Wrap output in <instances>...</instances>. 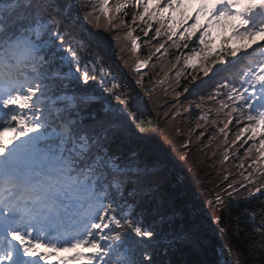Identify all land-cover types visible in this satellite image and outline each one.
Returning <instances> with one entry per match:
<instances>
[{"label":"snow or ice","instance_id":"1","mask_svg":"<svg viewBox=\"0 0 264 264\" xmlns=\"http://www.w3.org/2000/svg\"><path fill=\"white\" fill-rule=\"evenodd\" d=\"M187 3L133 0L139 10L130 19L144 22L145 35L154 22L156 38L163 30L165 43L187 50L174 54L172 67L182 61L200 72L185 81L184 93L201 73L218 78L200 99L218 103L217 112L227 109L220 132L235 120L233 144L245 133L250 141L258 137V147L254 143L245 152L253 169L247 183H230L222 191L229 203L241 190L248 194L240 196L242 202L257 193L264 197V0H198L194 13ZM126 8L119 2L112 7L110 0H0V264H40L38 248L57 243L86 249L72 257L84 264H219L207 257L222 217L209 215L178 175L180 160L146 115L154 88L143 84L141 69L167 51L165 43L137 61L135 90L111 65L105 67L118 39L110 33L125 24L119 14ZM226 18L237 23L214 49L211 29ZM126 35L139 48V37L132 30ZM234 37L248 43L231 47L227 42ZM250 49H259L261 58L247 60L239 79L221 75L250 56ZM207 203L224 210L220 193ZM245 216L260 239L249 255L259 251L264 257V205Z\"/></svg>","mask_w":264,"mask_h":264},{"label":"trees","instance_id":"2","mask_svg":"<svg viewBox=\"0 0 264 264\" xmlns=\"http://www.w3.org/2000/svg\"><path fill=\"white\" fill-rule=\"evenodd\" d=\"M117 2L128 5V8L119 14V19L125 21L127 28L125 24H120L117 30L110 33L112 37H118V39L114 40L111 45L108 64L105 67L111 65V70L117 72L130 89L135 90L136 85L131 80L139 78L133 72L137 61L147 59L149 52L155 51L159 43H165L167 37L163 35V30L161 37L154 36V28L158 26L154 22H152L153 30L148 31L145 35L144 22L140 21L139 17L135 23L130 19L131 15L139 10L132 7L133 0H110V6L114 7ZM186 9L194 13V3H187ZM201 22H203L202 17ZM100 24L102 27H107V22L103 17ZM128 30H132L133 37H139L137 40L139 48H136L131 39L127 38ZM211 31L215 39L213 48L218 49L222 38L228 36L229 28L224 26L219 32H215L213 28ZM229 42L227 43L231 47H242L248 43V38H243L242 41L232 43V45ZM165 49L167 51L161 49L149 60L148 65L142 66L141 69V74L144 76L143 84L154 88L150 112L146 110V115L153 121L151 130L166 146L171 144L169 152L175 154L182 166L178 175L184 179L192 191L202 198L208 214L222 217L221 224L216 226L217 230L211 234V248L207 258L219 261V264H232L233 260L239 261V264H259V259L264 257L260 256L259 251L255 256H250L249 251L254 244L260 243V239L254 234L253 224L245 216V212L253 210V206L264 205V197L257 193L255 199L249 198L242 202L240 196L248 194L241 190L240 195H235L233 202L229 203V198L222 191L230 183H235L237 186L239 182L247 183L248 172L253 169L249 167L252 164V156H245V152L254 143L258 147V137L257 141H250L247 137L251 134L245 133L239 141L233 144L232 141L235 140L239 131L235 120L225 128L224 132H220L219 129L224 127L226 120L223 113L227 109L217 112L218 103L213 104L207 100L202 103L200 99L207 97L208 91L218 78L207 80L201 73L197 75L196 81L188 84L189 93H184L182 89L185 81L191 80V76L200 70L199 68L195 70L184 68L182 61L173 68L174 54H185L187 50L180 48L177 52L171 46V41L165 43ZM249 52L250 56L235 62L227 73L221 75L239 79L241 69L247 60L261 58L259 49L256 52H252L250 49ZM182 68L181 76L177 78L176 71ZM202 78L206 80V83L199 84V87H193V84H198ZM177 79L179 86L175 83ZM162 80L164 83H160ZM177 92L181 93L178 99ZM174 105L175 109L179 111V115L173 117ZM241 126L243 125L241 124ZM225 155L227 159H225ZM262 170H264V164H262ZM216 193L224 196L223 212L216 211L207 203L214 199ZM230 254L233 259L225 257Z\"/></svg>","mask_w":264,"mask_h":264},{"label":"rangeland","instance_id":"3","mask_svg":"<svg viewBox=\"0 0 264 264\" xmlns=\"http://www.w3.org/2000/svg\"><path fill=\"white\" fill-rule=\"evenodd\" d=\"M191 1L196 6H198V0H191ZM235 23H237V21H234L231 18H226V19H222L219 24L214 23L212 28H214L216 32H219L223 28V26L227 25L228 28L230 29L228 36H230L234 30ZM241 39L243 38L234 37L233 40H231L229 43L232 45V43L238 42ZM256 39L259 40V37H256ZM9 135L10 134H7L6 137L8 138ZM46 250L47 252L51 253L50 264H60L62 259L65 261V264H84V261L75 260L72 257L75 255L76 251H81L86 249H72L69 246L57 243L55 247H47Z\"/></svg>","mask_w":264,"mask_h":264},{"label":"bare ground","instance_id":"4","mask_svg":"<svg viewBox=\"0 0 264 264\" xmlns=\"http://www.w3.org/2000/svg\"><path fill=\"white\" fill-rule=\"evenodd\" d=\"M47 247H52V246H47ZM38 252L40 253V256L38 257L40 260V264H50L49 261H45V259H50L51 258V254H49L46 251V247L42 244V249H39ZM44 254H47V256L45 257ZM33 259H37V257H33Z\"/></svg>","mask_w":264,"mask_h":264},{"label":"water","instance_id":"5","mask_svg":"<svg viewBox=\"0 0 264 264\" xmlns=\"http://www.w3.org/2000/svg\"><path fill=\"white\" fill-rule=\"evenodd\" d=\"M227 259H230V257H232V255H230V256H225ZM233 258V257H232Z\"/></svg>","mask_w":264,"mask_h":264}]
</instances>
